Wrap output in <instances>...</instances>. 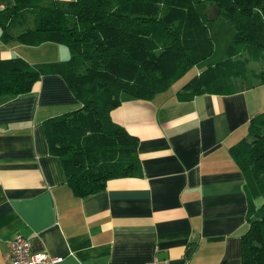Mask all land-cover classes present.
<instances>
[{"label": "crops", "instance_id": "crops-1", "mask_svg": "<svg viewBox=\"0 0 264 264\" xmlns=\"http://www.w3.org/2000/svg\"><path fill=\"white\" fill-rule=\"evenodd\" d=\"M12 5L0 0V11ZM46 44L45 63L69 60L59 44L1 39L0 60L37 65L33 50ZM172 86L148 101L121 95L110 118L138 139L142 176L109 180L85 198L72 194L48 152L45 121L81 108L62 78L43 76L30 93L0 97V264L18 236L58 264H241L248 198L229 149L264 112V86L187 102Z\"/></svg>", "mask_w": 264, "mask_h": 264}, {"label": "trees", "instance_id": "trees-1", "mask_svg": "<svg viewBox=\"0 0 264 264\" xmlns=\"http://www.w3.org/2000/svg\"><path fill=\"white\" fill-rule=\"evenodd\" d=\"M198 3L217 7L234 36L226 57L187 81L178 100L264 86V0H13L0 11L4 44L55 43L69 51L62 63L0 60V97L30 93L41 77L57 75L81 103L44 123L48 152L60 160L76 198L103 191L109 180L142 176L138 139L113 123L110 112L121 95L151 100L211 56ZM229 153L248 198L241 264H264V112L251 119L247 138Z\"/></svg>", "mask_w": 264, "mask_h": 264}, {"label": "rangeland", "instance_id": "rangeland-1", "mask_svg": "<svg viewBox=\"0 0 264 264\" xmlns=\"http://www.w3.org/2000/svg\"><path fill=\"white\" fill-rule=\"evenodd\" d=\"M193 1L197 2L198 0H193ZM196 7L199 13L202 12L204 9V13H202V18L208 27L209 35L213 43V52L211 56L199 62L198 64L194 65L183 75L181 79L176 81L173 84L174 86H172L171 88L172 90L179 91L187 81H189L195 75H198L205 67H207L210 64H214L220 60H223L226 57V50L228 46L231 44V41L234 36L233 27L227 22V20L224 18L222 14L218 15L216 19L213 21L208 20V15L210 13V6L208 3H206L204 7H202V4L198 3L196 4ZM48 47L49 46L46 44L43 47L40 46L39 50H33V51H38L39 54L37 59V62H39V64L37 65L49 64V63H45L47 62V60H49V57H47V55H49L50 52L49 50H46L48 49ZM252 67L260 68L263 67V65L262 63L253 64ZM250 141L253 140L250 139ZM262 202L263 199L261 198L260 200H258L257 204H261Z\"/></svg>", "mask_w": 264, "mask_h": 264}, {"label": "built area", "instance_id": "built-area-1", "mask_svg": "<svg viewBox=\"0 0 264 264\" xmlns=\"http://www.w3.org/2000/svg\"><path fill=\"white\" fill-rule=\"evenodd\" d=\"M8 248V252L4 256L5 264H58L62 261L61 258H51L44 253L33 252L30 239L21 236L10 241ZM154 264L169 263L154 259Z\"/></svg>", "mask_w": 264, "mask_h": 264}, {"label": "water", "instance_id": "water-1", "mask_svg": "<svg viewBox=\"0 0 264 264\" xmlns=\"http://www.w3.org/2000/svg\"><path fill=\"white\" fill-rule=\"evenodd\" d=\"M201 2H206L207 0H200ZM219 9L214 5L210 6V13L208 15V20L213 21L219 15Z\"/></svg>", "mask_w": 264, "mask_h": 264}]
</instances>
